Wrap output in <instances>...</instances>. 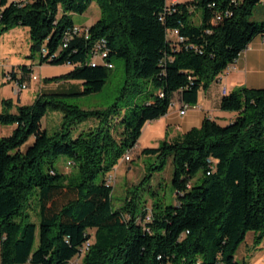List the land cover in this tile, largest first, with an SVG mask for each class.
<instances>
[{
  "label": "trees",
  "instance_id": "16d2710c",
  "mask_svg": "<svg viewBox=\"0 0 264 264\" xmlns=\"http://www.w3.org/2000/svg\"><path fill=\"white\" fill-rule=\"evenodd\" d=\"M93 1L100 7L97 21L75 23L73 14H83ZM261 3L0 0V35L26 26L34 59L73 66L46 80L80 79L79 93L97 92L116 55L125 64L124 90L138 79L139 87H149L132 115L122 114L120 138L113 129V117L121 113L118 103L84 109L62 100L66 94L44 93L12 112L13 101L3 100L0 123L15 128L0 137L1 264H72L80 255V264H248L236 258L240 245L250 231L256 245L264 238V87L243 86L223 96L221 108L237 112L230 122L205 117L200 126L143 148L142 154L157 161L145 167L146 174L119 206L107 179L147 122L164 116L173 101L197 104L199 91L264 33V21L252 20ZM198 13L200 20L194 18ZM76 25L83 30L75 33ZM104 39L108 55L93 65L92 49ZM19 67L21 76L11 71L15 79L30 80L32 67ZM50 108L62 114L53 132L43 124ZM92 117L98 118L96 127L74 137V127ZM62 155L75 173L58 169ZM169 160L176 202L151 197L148 209L136 189ZM33 204L38 221L28 212Z\"/></svg>",
  "mask_w": 264,
  "mask_h": 264
},
{
  "label": "rangeland",
  "instance_id": "374dc122",
  "mask_svg": "<svg viewBox=\"0 0 264 264\" xmlns=\"http://www.w3.org/2000/svg\"><path fill=\"white\" fill-rule=\"evenodd\" d=\"M187 1V0H186ZM99 4L97 1L91 3L89 9L87 10V15L96 16L99 13ZM78 17H82L81 14H76L73 16V19L76 20ZM200 20V14L194 16V18ZM2 42L1 47V58L14 57L15 60L23 58L26 56L28 62L34 58L31 56V37L29 29L26 26H15L13 28L4 30L0 35V43ZM28 52V54H27ZM114 67L111 69L110 75L104 84L103 88L97 92H92L89 94L79 93L74 86V94L65 95L61 99L77 104L84 109H104L110 105L118 103L121 107V113L113 117V129L115 135L120 138L122 134L121 126L124 124L121 122L122 114L127 113L128 116L132 115L133 107L135 104L142 101L144 95L148 91L149 87H139V83L142 82V79H138L136 84L131 86L129 90H124L125 86V64L124 60L114 55L112 57ZM50 64V63H49ZM55 65V64H52ZM64 65V64H58ZM61 67V66H59ZM14 67H4L0 66V88L5 86L7 82L6 73L12 71ZM40 71V69L38 68ZM63 75V74H62ZM54 77V76H53ZM74 79V78H67ZM58 80V79H57ZM55 79H49V82L57 83ZM59 80H65V78H60ZM64 82H60L59 85H62ZM7 85V84H6ZM1 90V89H0ZM35 86H27L25 88V95L23 102L21 103L18 99V95L13 91L11 87L6 89V94L10 95L13 99L14 108L17 105L22 104H32L39 95V91ZM151 90V88H150ZM9 97H6L8 99ZM62 121V114L60 111L50 108L43 118L44 126L48 129L49 132L57 130ZM98 124V118H89L85 121L78 123L73 131L72 135L74 137L78 136L83 132H88L89 130L96 127ZM33 142V137H31L26 146ZM131 154V159L126 160L125 156L119 161V163L111 171L115 176L114 180V189H113V198L114 204L119 206L123 203V199L127 194V190L133 187L136 184H139L143 176L146 174L145 167L150 163L157 161L154 155L139 154L138 150L133 147L128 150ZM69 158L66 156H60L57 160L58 169L64 173L71 174L76 172L75 166H72L69 163ZM174 172V165L171 160L168 161L163 171L156 172L153 175V178L146 184H141L136 189V193L139 194L138 200H144L146 198L145 204L148 209H151L152 199H162L165 204H175L176 196L172 188V175ZM34 204L28 207V212L32 215L35 221H38V216L35 212ZM264 240V238H263ZM257 244L256 246L251 247L250 253L246 257L248 264H264V241ZM248 241V240H247ZM249 242V241H248ZM246 242H242L243 247ZM244 248L241 249L240 255L236 256L240 262H243L242 256L244 255ZM0 264H1V254H0ZM32 264V263H27Z\"/></svg>",
  "mask_w": 264,
  "mask_h": 264
},
{
  "label": "crops",
  "instance_id": "0c3cea01",
  "mask_svg": "<svg viewBox=\"0 0 264 264\" xmlns=\"http://www.w3.org/2000/svg\"><path fill=\"white\" fill-rule=\"evenodd\" d=\"M74 15L76 16V14H73V16ZM81 16L82 17H78L76 20H74L75 23L90 26L100 17V9L96 16L87 15V11L81 14ZM252 20L259 22L264 21L263 3L259 4L255 8L252 14ZM1 47L2 42L0 43V54ZM22 64L32 67L33 73L39 76L37 80H28V78L26 80L28 86H35L37 88L39 95L44 93H63L68 95L78 93L82 90V80L80 79H65L63 81L58 79L56 81L57 83L46 80L50 77L60 76L71 71L73 66L69 64L52 65L49 63H41L38 59H33L28 62L26 56L17 60H15L14 57H0V66L14 67L13 69L17 72L18 76L22 75L21 68L19 67V65ZM60 82L64 83L59 85ZM6 84L0 88V112L4 108L3 100L6 99V97H9L8 99H13L10 96L12 92L9 96L6 94V89L8 87H11L18 95V99L21 103L23 102L22 100L24 99L25 95V88H21L16 82L7 80ZM74 86L77 87L76 89L78 92L73 91ZM224 86L227 88L226 94L243 86L253 88L264 87V33L257 35L252 39L249 45L231 64L229 71L223 72L214 81H212L208 87L202 88L199 91V99L197 104L190 105L187 111L182 113L180 110L182 107V102L178 100L174 106L170 107L169 111L164 116L159 119L147 122L133 148L138 150L139 154H142L141 151L145 147L157 146L162 140H171L187 132L194 126H200L205 117L217 119L224 124L233 120L236 117L237 112L226 111L221 108V100L225 95L223 92ZM11 111L16 112V108L12 107ZM14 128L15 125L0 123V137L11 134ZM255 236V232H248L244 241L246 243L243 247H241L242 244L240 245L236 256L238 253L240 255L241 249L244 248L245 253L242 258L246 261V257L250 253L251 247L256 246ZM80 263L81 260L78 262V264Z\"/></svg>",
  "mask_w": 264,
  "mask_h": 264
},
{
  "label": "built area",
  "instance_id": "2783aa9c",
  "mask_svg": "<svg viewBox=\"0 0 264 264\" xmlns=\"http://www.w3.org/2000/svg\"><path fill=\"white\" fill-rule=\"evenodd\" d=\"M19 1V0H18ZM21 1H24V2H27L29 0H21ZM175 1V0H174ZM263 4H264V0H263ZM83 30V28L79 25H76L75 28H74V32L78 33V32H81ZM176 33L178 31H175ZM88 36V34H87ZM70 36H66V40H69ZM64 45H67V44H64ZM43 52L46 53V49L43 48ZM98 54H106V56L108 55V49L105 47V39L102 40V41H99L96 43V45L94 46V48L92 49V57H91V63L93 65L97 64L98 63ZM232 64V63H231ZM231 64H229L226 69L224 70V72L226 71H229L230 68H231ZM114 65L112 64V62H110V67H113ZM6 78L7 80L9 81H13V82H16L21 88H26L28 86V83L27 82H23V83H19L17 79H15V77L12 75V72L9 71L6 73ZM39 78V76L35 73H32L31 75V79H34V80H37ZM223 92L224 94L227 93V88L224 86L223 88ZM176 104V101H173L172 102V106H174ZM190 105H184L181 107V112L182 113H185L188 109ZM125 159L126 160H130L131 159V154L130 152L128 151L125 155ZM108 183L109 184H113L114 183V180H115V176L113 174V172H111L108 176ZM5 235H0V247H1V244H2V241L4 239ZM81 252L83 253L84 252V247L81 249ZM81 260V255L80 256H77L75 259H73L72 261V264H78V262ZM263 262H264V257H263Z\"/></svg>",
  "mask_w": 264,
  "mask_h": 264
},
{
  "label": "bare ground",
  "instance_id": "6f19581e",
  "mask_svg": "<svg viewBox=\"0 0 264 264\" xmlns=\"http://www.w3.org/2000/svg\"><path fill=\"white\" fill-rule=\"evenodd\" d=\"M104 55H106V54H98V59L103 60V56H104ZM107 64H108V66L110 67V62L107 63ZM90 244H91V241L86 242V244H85V246H84V251H86V250L89 249Z\"/></svg>",
  "mask_w": 264,
  "mask_h": 264
}]
</instances>
